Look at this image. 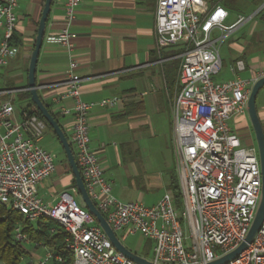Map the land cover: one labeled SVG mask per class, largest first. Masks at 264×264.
<instances>
[{
	"label": "built area",
	"instance_id": "2783aa9c",
	"mask_svg": "<svg viewBox=\"0 0 264 264\" xmlns=\"http://www.w3.org/2000/svg\"><path fill=\"white\" fill-rule=\"evenodd\" d=\"M19 1L0 0V70L16 52L12 40ZM60 1L64 26L54 38L70 57L65 96L73 105L57 101V108L73 115L70 142L75 160L90 198L112 229L152 240V254L147 258L152 264H210L237 249L260 204L262 169L258 147L243 145L229 120L247 112L252 88L264 77V65L252 78L219 81L216 77L222 70L221 44L256 13L239 14L227 25L229 10L221 4L207 10L205 0H158V48L182 45L185 49L180 54L179 90L172 111L180 208L172 191L154 205L121 201L112 194L90 144L89 111L95 105L113 106L119 99L83 100L70 29L81 0ZM214 29L221 34L213 36ZM237 66L244 69L243 61H237ZM36 110L35 105L23 109L18 118L12 102L0 104V204L23 213L31 222L48 219L60 224L67 233L66 248L74 255L73 264H141L118 250L95 216L77 202V187L62 192L54 206L38 195V184L53 175L57 157L40 144L47 125ZM15 238L28 241L20 224L15 227ZM53 259L61 260V255L50 251L38 262L19 264H52ZM223 264H264V222L247 248Z\"/></svg>",
	"mask_w": 264,
	"mask_h": 264
},
{
	"label": "crops",
	"instance_id": "0c3cea01",
	"mask_svg": "<svg viewBox=\"0 0 264 264\" xmlns=\"http://www.w3.org/2000/svg\"><path fill=\"white\" fill-rule=\"evenodd\" d=\"M205 1L207 10L222 4V0ZM44 2L19 1L13 39L16 52L0 70V104L12 102L18 118L32 102L31 98H23V94L29 91V63ZM157 3L158 0H81L70 26L75 44L73 56L78 62L76 72L82 78L83 100L119 99L113 106L95 105L89 111L91 147L112 185V194L122 201H140L146 205L156 204L165 192L180 185L172 113L179 90V69H175L172 61L180 54L172 52L183 46L158 48ZM224 7L229 10L228 25L234 23L239 14L258 12L242 13ZM64 17L63 2L53 0L38 58L36 83L42 100L56 114L71 141L73 115H64L57 108V101L73 105L72 99L65 96L70 57L54 38L64 26ZM252 20L248 28H244L247 24H242L232 30L221 44L222 70L217 80L236 76L252 78L264 65V21L259 17ZM220 34V30H213V36ZM239 60L244 63L242 70L237 66ZM14 71L17 72L14 74ZM16 100L20 101L19 105ZM256 107L264 130V86L256 97ZM229 124L241 143L257 146L248 109L245 114L232 116ZM48 132L51 135L45 142ZM57 143L61 145L56 135L46 129L40 144L53 151L50 147ZM67 164L60 170L56 166L53 175L38 184V195L49 206L59 201L62 192L77 187L68 160ZM23 243L25 247L30 244L32 250H27L22 261L38 262L51 251L47 245L29 237ZM39 249L45 253L38 252ZM28 254L33 258L27 259Z\"/></svg>",
	"mask_w": 264,
	"mask_h": 264
},
{
	"label": "water",
	"instance_id": "95a60500",
	"mask_svg": "<svg viewBox=\"0 0 264 264\" xmlns=\"http://www.w3.org/2000/svg\"><path fill=\"white\" fill-rule=\"evenodd\" d=\"M52 2L53 0H45L44 2V7L37 27L35 44L30 58L29 70H28V90L30 91L31 94V100L35 105L36 109L42 114L45 121L52 127L54 133L59 139L65 151L72 174L74 175L76 186L83 200L84 206L95 216L100 226L103 228V230L106 232V234L108 235V237L110 238V240L118 250H120L127 257L131 258L132 260L138 263L152 264L147 258L138 255L137 253L133 252L122 243V241L119 239L116 232L112 229V227L110 226L104 215L98 209L94 201L90 198L84 180L82 178L81 172L75 160L74 151L71 142L69 141V138L65 133L64 129L62 128V126L60 125L58 119L54 116V114L49 109V107L44 103V101L41 98V95L38 92V85L36 83L37 63L44 42L46 25L48 22V17L50 14ZM263 6L264 3L262 4L261 7L257 9V11H259ZM263 86H264V77L259 79L254 84L248 99V113L255 131L257 147L259 150V156L261 162V169H262V194H261L260 204L257 209L255 219L252 223V226L248 232L245 241L231 253L225 255L224 257L219 258L218 260L210 264H223L235 258L238 254H240L243 250L247 248V245L249 243L253 241L255 235L257 234V232L259 231V229L261 228L264 222V130L261 121L259 119L257 107H256V97Z\"/></svg>",
	"mask_w": 264,
	"mask_h": 264
},
{
	"label": "trees",
	"instance_id": "16d2710c",
	"mask_svg": "<svg viewBox=\"0 0 264 264\" xmlns=\"http://www.w3.org/2000/svg\"><path fill=\"white\" fill-rule=\"evenodd\" d=\"M247 1L250 0H222L221 5L226 6L233 11L252 13L255 8L260 7L264 3V0H251L250 2L253 3L255 8L246 11L243 7ZM254 17H259L264 21V6L254 15ZM12 45L14 46L13 40ZM184 50V47H181L172 53L173 55H177L181 54ZM180 64L181 57L172 61V65L177 71L180 68ZM23 98L30 99V91H26L23 94ZM33 105L34 104L31 102V104L24 107V109L29 110ZM36 113L42 120H44L47 129L54 133L52 127L45 121L42 114L38 110H36ZM54 116L57 118L56 114H54ZM74 185L76 186L75 178ZM172 192L174 193L177 206L181 208L183 201L180 185H175ZM18 224L22 225L23 232L27 234L32 241L42 242L47 245L53 253L61 255V260L53 259L52 264H73L74 255L66 248L67 233L60 224L48 219H40L36 223H33L29 221L23 213L2 204H0V262L5 264H19L28 252L24 243L15 238V227ZM52 229H54V231H52Z\"/></svg>",
	"mask_w": 264,
	"mask_h": 264
},
{
	"label": "rangeland",
	"instance_id": "374dc122",
	"mask_svg": "<svg viewBox=\"0 0 264 264\" xmlns=\"http://www.w3.org/2000/svg\"><path fill=\"white\" fill-rule=\"evenodd\" d=\"M250 1H247V2H245L246 4H244V7L243 8L246 11H250V10H253L255 8V6L253 5V3H251ZM258 8H255L253 10V12L256 11ZM252 22H253V20L252 21L250 20L249 22L245 23L247 25H244V28H248V26H249L248 24H250ZM226 24L228 25V23H226ZM16 72L17 71H14V74ZM178 74H179V71H178ZM0 81H1V79H0ZM0 86H1V83H0ZM16 103H17V105H19L20 104V101L19 100H16ZM48 135H51L50 132H48L47 138L45 139V142H48L49 141V138H48L49 136ZM242 144L245 145L244 143H242ZM50 148H51V150H53L52 152L57 157V167H58V170L66 168L68 164H67L66 154H65V152L62 149L63 147H61V145L59 143H57V144H55V146L53 145ZM75 198H76V200H77V202L79 204L84 205L83 200H82V198H81L80 195L75 194ZM116 234L119 237V239L122 241V243L126 247H128L130 250H132L133 252H135L138 255H141L143 257H146V258H150L151 257L152 249H153V241L152 240H149V239L145 238L140 233L130 234V233H128V231H118V232H116ZM26 249L30 251V250H32V246L30 244H28L26 246ZM38 252H40L42 254L45 253L43 249H39ZM28 256L29 257H26L27 259L33 258L29 254H28Z\"/></svg>",
	"mask_w": 264,
	"mask_h": 264
}]
</instances>
